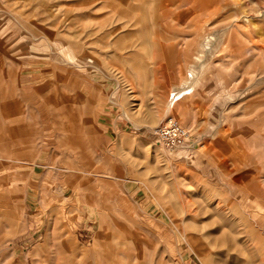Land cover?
Returning <instances> with one entry per match:
<instances>
[{"label":"rangeland","instance_id":"1","mask_svg":"<svg viewBox=\"0 0 264 264\" xmlns=\"http://www.w3.org/2000/svg\"><path fill=\"white\" fill-rule=\"evenodd\" d=\"M0 264H264V0H0Z\"/></svg>","mask_w":264,"mask_h":264},{"label":"built area","instance_id":"2","mask_svg":"<svg viewBox=\"0 0 264 264\" xmlns=\"http://www.w3.org/2000/svg\"><path fill=\"white\" fill-rule=\"evenodd\" d=\"M157 142L169 155H175L182 149H190L189 133L179 122L170 120L158 127L154 133Z\"/></svg>","mask_w":264,"mask_h":264}]
</instances>
